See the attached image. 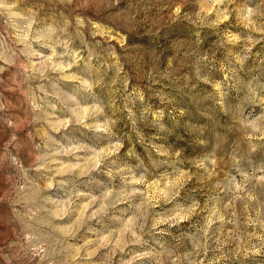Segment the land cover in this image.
I'll return each mask as SVG.
<instances>
[{
    "label": "rangeland",
    "instance_id": "374dc122",
    "mask_svg": "<svg viewBox=\"0 0 264 264\" xmlns=\"http://www.w3.org/2000/svg\"><path fill=\"white\" fill-rule=\"evenodd\" d=\"M0 264H264V0H0Z\"/></svg>",
    "mask_w": 264,
    "mask_h": 264
}]
</instances>
